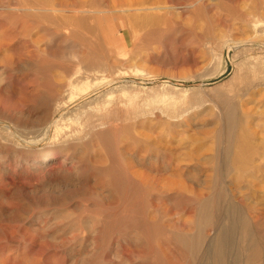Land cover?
Returning <instances> with one entry per match:
<instances>
[{"label": "rangeland", "instance_id": "1", "mask_svg": "<svg viewBox=\"0 0 264 264\" xmlns=\"http://www.w3.org/2000/svg\"><path fill=\"white\" fill-rule=\"evenodd\" d=\"M192 1L0 0V264H264V0Z\"/></svg>", "mask_w": 264, "mask_h": 264}, {"label": "bare ground", "instance_id": "2", "mask_svg": "<svg viewBox=\"0 0 264 264\" xmlns=\"http://www.w3.org/2000/svg\"><path fill=\"white\" fill-rule=\"evenodd\" d=\"M194 2H195V0H193ZM192 1V2H193ZM142 7V9H143V6H141ZM30 8V6L29 7H27V6H21L20 7V9H29ZM128 7H126V9H127ZM150 8V7H149ZM153 8H155V7H153ZM33 10L34 9H37V8H32ZM130 9V8H129ZM134 9V7L132 8V10ZM138 9H140V8H135L134 10H138ZM145 9V8H144ZM54 10H56V9H54ZM128 10V9H127ZM91 12H98V10H92ZM240 38V37H239ZM242 42V41H241ZM246 42V41H245ZM238 44H240V41H236V42H233L232 43V45H238ZM79 68H76L75 70H74V72L72 73V77H76V75L79 73ZM91 81L90 82H88V83H84V84H82V85H80V86H73V85H71V81H69L68 82V84L70 85V93H71V95H70V97H69V99H68V103H71V102H73L74 100H76V99H79V98H81V97H83V96H85V95H88V94H90V92H92V91H94V90H96V89H98L102 84H104V83H108L111 79H107L106 77H99V78H97V77H94V78H92V79H90ZM104 94H107V93H104ZM65 106V103H63L62 104V107H64ZM62 115H60V116H58V118H55V117H53V118H51L50 119V121H49V123L46 125V128H45V132H44V135H43V137L41 138V139H43L44 138V136H46L47 137V134H48V131H49V129H50V127H54V130H53V134L51 135V137H49V144H55V143H58L59 141H60V139L63 137V138H65L64 136V132H63V129H62V126H63V124L61 123V117ZM230 121H232V118H230ZM72 122V121H71ZM64 127V126H63ZM81 128V127H80ZM88 130V129H87ZM83 131V130H82ZM76 133V132H75ZM67 135V134H66ZM74 136V135H73ZM40 139V140H41ZM46 139V138H45ZM39 140V141H40ZM31 143V142H30ZM27 144V143H26ZM37 144V143H36ZM55 156H54V154L53 153H50V154H45L44 156H43V158L42 159H40V161L42 162V164L45 162V161H47L49 158H54ZM59 162H62V160H60ZM69 166V165H68ZM262 257H263V255H262Z\"/></svg>", "mask_w": 264, "mask_h": 264}]
</instances>
